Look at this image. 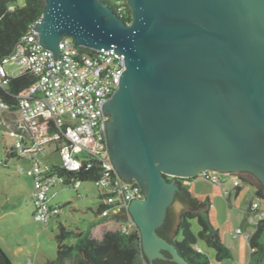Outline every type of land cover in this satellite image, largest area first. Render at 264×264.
<instances>
[{"label": "water", "instance_id": "1", "mask_svg": "<svg viewBox=\"0 0 264 264\" xmlns=\"http://www.w3.org/2000/svg\"><path fill=\"white\" fill-rule=\"evenodd\" d=\"M44 2L34 31L55 61L65 38L125 57L103 107L110 161L142 191L128 211L149 263L189 264L158 234L177 180L247 174L264 188V0H127L130 24L101 0Z\"/></svg>", "mask_w": 264, "mask_h": 264}, {"label": "built area", "instance_id": "2", "mask_svg": "<svg viewBox=\"0 0 264 264\" xmlns=\"http://www.w3.org/2000/svg\"><path fill=\"white\" fill-rule=\"evenodd\" d=\"M36 24L21 39L15 52L0 61L2 91L8 89L14 78L6 69L11 62L21 74L31 72L38 78L37 83L18 98L15 111L4 103L0 94V111L14 112L20 118L18 130L11 133L18 137L12 147L14 153L34 163L27 172L35 179L34 219L47 225L51 218L59 215L61 208L49 204L48 192L54 186L78 187L81 184L74 180L67 183V179L53 172L51 165L39 161L51 151L60 154L62 166L68 172H90L99 167L101 176L95 183L102 195L104 211L101 217L127 215L128 229H136L128 208L132 201L142 199L143 194L138 184H124L110 161L106 141L108 118L103 111L126 70L125 57L114 50L90 54L82 51L72 38H65L60 43V58L55 61L53 53L39 44L34 31ZM213 175L208 172L202 176L220 185V180ZM233 179L234 188L239 187L241 180ZM228 195L230 192L224 193L225 197ZM247 214L248 223L256 232L264 223V199L258 195L250 199ZM254 233L238 229L234 236H243L249 242Z\"/></svg>", "mask_w": 264, "mask_h": 264}, {"label": "rangeland", "instance_id": "3", "mask_svg": "<svg viewBox=\"0 0 264 264\" xmlns=\"http://www.w3.org/2000/svg\"><path fill=\"white\" fill-rule=\"evenodd\" d=\"M18 4L23 6L25 2L20 0ZM6 69L12 77H19L21 74L14 62L7 64ZM19 119L14 112L0 111V246L13 264H46L55 260L58 254L57 236L61 226L67 231L91 236L96 241H101L107 232L129 228L127 223H120L113 218L104 223L103 218L97 216L102 203L101 193L96 183L91 181L83 182L78 187L54 186L48 192L49 204L61 208L59 215L51 218L47 225L35 221V179L27 173L33 167V160L8 157V151L18 141V137L11 133L18 130ZM41 161L52 166L63 165L60 154L51 151L42 157ZM213 176L218 178L221 184L208 182L206 186L202 185L206 187L202 189L211 192L208 195L213 204L210 220L219 231L223 244L230 247L227 248L232 257L218 263L216 251L201 241L194 247L195 250L206 255L212 264H264V258L259 262L257 256H251L245 237L234 236L238 229L247 233H254L256 230L248 223L247 209L249 200L256 196L255 186L258 181L250 175H240L251 184L242 182V190L237 196V190L233 186L234 177L216 173ZM191 186L190 183H183L186 189ZM195 190L196 188L193 189V196L198 198ZM225 192L231 193L229 200L225 199ZM191 224L192 231L197 235L200 231L197 220H193ZM132 230L130 227V231ZM261 242L264 243V235ZM77 243L76 238H68L65 241L67 246H75Z\"/></svg>", "mask_w": 264, "mask_h": 264}, {"label": "trees", "instance_id": "4", "mask_svg": "<svg viewBox=\"0 0 264 264\" xmlns=\"http://www.w3.org/2000/svg\"><path fill=\"white\" fill-rule=\"evenodd\" d=\"M19 1L0 0V61L15 52L21 39L34 24L42 19L44 13V0H24L23 6H19ZM101 1L109 5L123 22L131 23L132 11L127 0ZM80 49L90 54L93 53L88 49L81 47ZM37 81V76L31 72L12 78L8 89L0 90L4 103L12 111H15L18 98L25 95ZM8 157L9 159L19 158L15 155L13 148L8 151ZM52 169L56 175L67 179V183L72 180L76 183L95 182L101 176L99 167H94L90 172H68L62 165H53ZM238 178L241 180V185L234 189L237 190V194H240L242 182L250 183V181L240 175ZM178 184L180 191L176 195L175 204L168 210L165 224L158 230L159 236L174 244L180 256L189 264H212L206 255L195 250L194 247L200 241L216 251L218 263L230 259L232 257L230 250L223 244L219 231L210 220L212 207L210 200L200 201L183 187V182H178ZM255 187L256 195L264 199L263 186L258 182ZM230 196L231 193L226 198L229 200ZM100 197L102 199V195ZM178 205L181 207V211H178ZM103 211L104 209L100 206L97 216H101ZM113 219L120 223H127L129 220L127 215H117ZM108 220L109 218H103L104 223H107ZM193 220H197L200 228L197 235L192 231L191 222ZM263 235L264 223L260 225L248 242L251 256H257L259 262L264 258V243L261 242ZM68 238H76L78 243L75 246H67L65 241ZM57 241V258L46 264H150L143 255L141 235L137 228L132 231L126 228L116 232H107L101 241H96L91 236L67 231L65 227L61 226ZM164 255L168 260H156L153 264H175L170 261L171 256L168 253H164ZM0 264H13L1 246Z\"/></svg>", "mask_w": 264, "mask_h": 264}, {"label": "crops", "instance_id": "5", "mask_svg": "<svg viewBox=\"0 0 264 264\" xmlns=\"http://www.w3.org/2000/svg\"><path fill=\"white\" fill-rule=\"evenodd\" d=\"M9 72V71H8ZM21 75V74H20ZM41 158L42 157H40L39 158V161L41 162V163H43V164H45V165H49V164H46L45 162H43V161H41ZM34 164V163H33ZM52 166V165H51ZM198 178H200V179H198ZM198 178H196V179H190V180H186L185 182H187V183H190V184H192V186L190 187V188H187V190L189 191V192H191V194L193 195L194 194V192H193V189H195L196 188V193H197V197L198 198H196V199H201L200 201H205V200H210V196H208V195H210L211 194V192H209V191H207V189L206 190H203L202 188H206V187H202V185L204 184H208V182H210L209 180H207V179H205L203 176H200V177H198ZM213 184V183H212ZM215 185H217V184H215ZM195 186H197V187H195ZM206 186V185H205ZM193 187H195V188H193ZM201 188V189H200ZM213 195V194H212ZM239 194H237V196H238ZM231 197V196H230ZM206 198V199H205ZM205 199V200H204ZM225 199H227L226 197H225ZM230 199V198H229ZM228 200V199H227ZM210 202H211V200H210ZM211 204H212V202H211ZM34 205V204H33ZM212 207H213V204H212ZM34 213H35V207H34V211H33V215H34ZM222 242H223V239H222ZM224 243V242H223ZM226 247H228V248H230L229 246H227L226 245Z\"/></svg>", "mask_w": 264, "mask_h": 264}, {"label": "flooded vegetation", "instance_id": "6", "mask_svg": "<svg viewBox=\"0 0 264 264\" xmlns=\"http://www.w3.org/2000/svg\"><path fill=\"white\" fill-rule=\"evenodd\" d=\"M231 176L234 177V178H235V177H236V178L238 177V176H235V175H231ZM177 182H183V183H184L185 181H181V180L178 179Z\"/></svg>", "mask_w": 264, "mask_h": 264}]
</instances>
